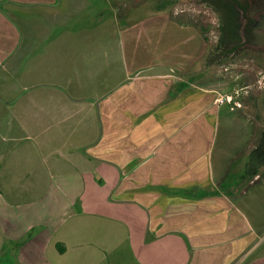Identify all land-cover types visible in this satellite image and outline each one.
I'll return each mask as SVG.
<instances>
[{
    "label": "crops",
    "instance_id": "crops-1",
    "mask_svg": "<svg viewBox=\"0 0 264 264\" xmlns=\"http://www.w3.org/2000/svg\"><path fill=\"white\" fill-rule=\"evenodd\" d=\"M132 1L0 0V259L264 264V163L217 145L254 121L187 80L194 26Z\"/></svg>",
    "mask_w": 264,
    "mask_h": 264
},
{
    "label": "rangeland",
    "instance_id": "rangeland-1",
    "mask_svg": "<svg viewBox=\"0 0 264 264\" xmlns=\"http://www.w3.org/2000/svg\"><path fill=\"white\" fill-rule=\"evenodd\" d=\"M175 2L170 7L171 17L183 24L194 26L200 35L204 34L207 39H204L205 52L198 60L201 62L195 63L197 66H193V69L188 72L187 80L200 83L208 90L214 89L215 102L220 106L219 110L222 113L230 110L242 113L244 116L247 114L254 121L253 135L249 140L246 137L249 128H240L239 124L230 125L228 119L221 118L218 125L217 145L230 142L239 149L249 147L247 152L253 148L255 150L261 145V141H264V43L248 42L246 37L241 35L236 50L221 55L217 58L216 64L208 66L202 59L208 48L214 47L220 38L219 13L201 0H176ZM246 2L249 4L247 14L255 20V32L259 36L264 33V0H246ZM131 4L128 14L143 15L142 0H133ZM137 10L140 12L137 13ZM145 11L147 10H143ZM191 46L193 51V45ZM217 99H222L223 103H219ZM253 150L246 157L248 162ZM263 155L262 149L260 156ZM232 163L235 166V163ZM262 239L264 234L261 236ZM0 264H12V262L9 258L3 257L0 259Z\"/></svg>",
    "mask_w": 264,
    "mask_h": 264
},
{
    "label": "trees",
    "instance_id": "trees-1",
    "mask_svg": "<svg viewBox=\"0 0 264 264\" xmlns=\"http://www.w3.org/2000/svg\"><path fill=\"white\" fill-rule=\"evenodd\" d=\"M176 0H142V17H147L155 14H170V7ZM211 7L215 12L219 13L221 24L219 26L220 38L214 47L208 48L207 53L202 61L206 65L216 64L217 58L223 54H227L236 50L239 46L241 35L246 37V40L252 36L254 19L248 16L249 4L246 0H201ZM252 5V4H251ZM255 6V5H254ZM130 6L127 7V11ZM143 10H147L143 12ZM139 11H137L138 13ZM245 22V24H244ZM203 39L207 40L204 34H201ZM201 61L197 62L199 64ZM197 66V65H195ZM195 68V67H194ZM264 150V141L261 145L253 150L249 164L264 163V155H261Z\"/></svg>",
    "mask_w": 264,
    "mask_h": 264
},
{
    "label": "flooded vegetation",
    "instance_id": "flooded-vegetation-1",
    "mask_svg": "<svg viewBox=\"0 0 264 264\" xmlns=\"http://www.w3.org/2000/svg\"><path fill=\"white\" fill-rule=\"evenodd\" d=\"M255 25H256L255 23L252 25L253 26L252 36L248 39L249 40L248 42H251V43H255L256 44L257 35H256V32H255Z\"/></svg>",
    "mask_w": 264,
    "mask_h": 264
},
{
    "label": "water",
    "instance_id": "water-1",
    "mask_svg": "<svg viewBox=\"0 0 264 264\" xmlns=\"http://www.w3.org/2000/svg\"><path fill=\"white\" fill-rule=\"evenodd\" d=\"M263 44L264 43V33H262L261 35L257 36L256 38V44Z\"/></svg>",
    "mask_w": 264,
    "mask_h": 264
},
{
    "label": "built area",
    "instance_id": "built-area-1",
    "mask_svg": "<svg viewBox=\"0 0 264 264\" xmlns=\"http://www.w3.org/2000/svg\"><path fill=\"white\" fill-rule=\"evenodd\" d=\"M228 99V98H227ZM217 101L219 102V103H223V100L222 99H217ZM226 101H229V100H226Z\"/></svg>",
    "mask_w": 264,
    "mask_h": 264
}]
</instances>
